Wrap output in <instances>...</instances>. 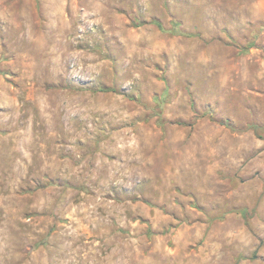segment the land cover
<instances>
[{
  "label": "rangeland",
  "instance_id": "374dc122",
  "mask_svg": "<svg viewBox=\"0 0 264 264\" xmlns=\"http://www.w3.org/2000/svg\"><path fill=\"white\" fill-rule=\"evenodd\" d=\"M0 264H264V0H0Z\"/></svg>",
  "mask_w": 264,
  "mask_h": 264
},
{
  "label": "trees",
  "instance_id": "16d2710c",
  "mask_svg": "<svg viewBox=\"0 0 264 264\" xmlns=\"http://www.w3.org/2000/svg\"><path fill=\"white\" fill-rule=\"evenodd\" d=\"M153 22H154L155 24H157L159 27H161V23H160L158 20H153ZM251 128L257 130V126H256V125L251 126Z\"/></svg>",
  "mask_w": 264,
  "mask_h": 264
}]
</instances>
